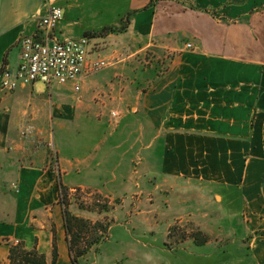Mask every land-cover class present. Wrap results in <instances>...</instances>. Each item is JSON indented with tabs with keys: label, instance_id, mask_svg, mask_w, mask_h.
Masks as SVG:
<instances>
[{
	"label": "crops",
	"instance_id": "obj_1",
	"mask_svg": "<svg viewBox=\"0 0 264 264\" xmlns=\"http://www.w3.org/2000/svg\"><path fill=\"white\" fill-rule=\"evenodd\" d=\"M150 4L0 0V71L16 69L19 37L34 33L51 7L62 10L53 33L60 41L124 27L94 38L89 60L108 65L81 78L79 92L37 81L0 93V264L17 244L52 264L53 243L55 264H71L60 186L119 197L150 178L151 193L220 196L232 209L238 198L241 209L264 212V0ZM151 48L172 58L146 90L137 77H120L118 91L108 92L118 98L111 128L110 114L94 104L106 99L102 88H114L106 69L126 67L121 50ZM259 231L247 238L264 264Z\"/></svg>",
	"mask_w": 264,
	"mask_h": 264
},
{
	"label": "rangeland",
	"instance_id": "obj_2",
	"mask_svg": "<svg viewBox=\"0 0 264 264\" xmlns=\"http://www.w3.org/2000/svg\"><path fill=\"white\" fill-rule=\"evenodd\" d=\"M127 42L125 39L117 44L123 47ZM132 53L118 52L127 58L126 67L112 69L114 66H109L106 77L111 78L114 88L100 87L101 90L118 91L120 77H137L139 87L146 90L154 78L165 72L173 55L154 48L130 56ZM109 63L113 64V60L109 59ZM117 103L118 98L110 93L104 100H94L97 108L110 114L111 128L118 122V117L111 116V112L118 113ZM150 182V178L141 180L139 186L126 188L119 197L80 189L68 191L66 201L73 216L79 211L81 216L76 217L92 224L107 225L101 242L89 249L79 259V264L80 261L81 264H258L253 254L255 246L247 235L252 229L260 230L253 236L256 241L264 242L261 237L264 225L252 226L255 222L264 223V212L241 209L245 201L238 198L232 199L235 205L232 209L227 206L229 201L220 196L203 198L192 191L190 197L151 193ZM197 234L207 238L205 245L196 244L194 236ZM85 237L90 239L93 235L86 231Z\"/></svg>",
	"mask_w": 264,
	"mask_h": 264
},
{
	"label": "built area",
	"instance_id": "obj_3",
	"mask_svg": "<svg viewBox=\"0 0 264 264\" xmlns=\"http://www.w3.org/2000/svg\"><path fill=\"white\" fill-rule=\"evenodd\" d=\"M62 18V10L51 7L37 19L34 33L19 37L18 66L12 71L6 68L0 71V93H11L21 84L29 85L37 81L47 86L71 84L77 93L81 78L95 75L107 67L103 59L89 60L94 49L93 38L82 36L60 41L53 35ZM187 48L191 45L188 44ZM111 116L116 119L118 114L111 112Z\"/></svg>",
	"mask_w": 264,
	"mask_h": 264
},
{
	"label": "trees",
	"instance_id": "obj_4",
	"mask_svg": "<svg viewBox=\"0 0 264 264\" xmlns=\"http://www.w3.org/2000/svg\"><path fill=\"white\" fill-rule=\"evenodd\" d=\"M150 5L152 1L150 0ZM124 27H107L95 34H85L89 38H102L112 33H121ZM68 190L62 186L59 187V204L63 210V220L65 226V232L69 245V253L71 264H79V259L82 258L94 245L101 242L102 236L107 232V225L100 223H90L86 220L73 216L68 211V204L66 201V194ZM90 232L93 237L86 239L85 233ZM264 236V232L262 233ZM194 240L197 245H205L207 238L201 237L200 234L194 236ZM57 258L56 245L53 243V260L52 264H55ZM9 264H46L45 257L39 254L36 249L25 250L22 245H11L9 248Z\"/></svg>",
	"mask_w": 264,
	"mask_h": 264
}]
</instances>
